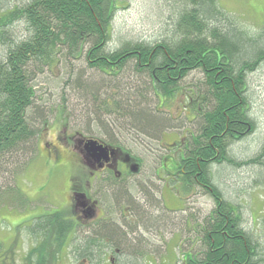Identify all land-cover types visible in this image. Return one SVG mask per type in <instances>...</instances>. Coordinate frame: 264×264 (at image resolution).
Listing matches in <instances>:
<instances>
[{
    "label": "trees",
    "instance_id": "16d2710c",
    "mask_svg": "<svg viewBox=\"0 0 264 264\" xmlns=\"http://www.w3.org/2000/svg\"><path fill=\"white\" fill-rule=\"evenodd\" d=\"M115 2L28 0L0 19L1 26H6L0 35V161H13L33 151L40 125L48 120L45 105H40L38 81L47 67L57 66L60 60L68 68L60 85L84 101L90 113L111 116L119 111L139 133L159 139L167 120L159 115L158 105L153 110L140 109L139 96L129 89L125 97L112 99V103L99 93L101 85L120 88L115 81L131 66L133 73L144 78L147 93L165 102L178 93L184 95L183 115L194 116L189 138L181 136L173 151L165 145L174 153L172 170H165L166 180L178 183L184 193L196 186L215 201L205 225L199 230L190 228L191 243L181 240L176 264H264L262 246L245 229L238 207L227 201L215 184L211 169L213 164L232 169L255 165L257 172L264 167V149L257 157L241 160L231 153V147L255 130L249 79L264 62V25L257 35L250 36L244 27L233 28L218 0H178L179 7L157 42L125 41L115 48L110 46ZM16 22L27 27L20 39L8 29ZM70 59L87 63L99 74V81L85 79V72L70 65ZM192 74H196L194 85L183 87L182 82ZM135 87L134 82L131 88ZM124 192L132 197L128 186H122L114 198ZM144 201H136L134 209L139 225L156 221L159 227L161 217L152 216L145 208L150 201L145 194ZM48 224L61 238L74 223L57 212ZM129 228V224L120 227L116 223L94 226L95 239L84 240L81 258L95 256L98 247H109L116 254L117 247L121 261L127 259L130 264L137 260L142 243L131 245L128 236L134 231L129 234Z\"/></svg>",
    "mask_w": 264,
    "mask_h": 264
},
{
    "label": "rangeland",
    "instance_id": "374dc122",
    "mask_svg": "<svg viewBox=\"0 0 264 264\" xmlns=\"http://www.w3.org/2000/svg\"><path fill=\"white\" fill-rule=\"evenodd\" d=\"M27 2L0 0V19ZM115 4L110 41V46L115 48L125 41L157 42L166 32L169 17L179 7L178 0H116ZM218 4L233 23V28L244 27L249 30L250 36L257 35L264 25V0H218ZM5 28L0 24V35ZM8 29L15 39H20L19 34L25 36L27 32L23 22L11 24ZM2 46L0 51H3ZM68 62L85 72V79L99 81V74L96 75L87 63L74 59ZM67 71L68 68L60 60L57 66L47 67L38 81L41 103L38 104L45 105L48 120L40 125V135L35 140L33 151L27 156L13 158V161H0V264H111L113 251L109 247H98L95 256L83 258L81 247L85 239L93 238L94 226L105 227L115 224L117 219H125V216L116 213L115 209L120 207L115 206L112 200L119 189L117 184L102 187L101 198L104 201L99 211L101 218L95 224L77 228L71 226L61 238L48 224L57 212L66 219L75 215L71 205H68L73 177L86 183L90 177L91 166L82 163L73 148L76 142L72 140L77 136L95 137L120 145L143 164L141 173L121 185L128 186L129 192L138 196L140 204H145V194L150 200L145 208L152 216H160L161 221L159 227L156 221L139 225L138 214L131 213L133 218L127 224L130 226L129 234L131 230L134 232L128 238L131 245L142 244L137 250L140 257L130 264H176L180 245L191 243V229L199 230L205 225L215 208L214 198L206 191L195 186L184 193L178 183L166 180L168 173L165 170H172L174 153L166 150L165 145L175 150L174 143L181 136L189 138L195 124L191 113L188 118L183 115L186 105L184 95L178 93L166 102L157 96L155 99L146 92L144 78L133 73L131 66L116 79L115 83L120 88L117 85H101L99 93L103 92V98L106 97L109 103L113 102L112 99L125 97L129 89L139 96L140 109L153 110L158 105V113L166 118L167 125L160 130L163 135L159 134V139L151 138L131 127L126 118L119 116V111L111 116L105 112L99 115L95 111L90 113L84 101L76 99L71 89L60 85V79L66 76ZM195 75L186 78L182 86H193ZM134 82L136 87L132 89ZM249 85L250 112L255 130L231 147V153L240 160L257 157L264 149V62L250 76ZM54 148L60 150L64 162H56V156L49 152ZM254 166L232 169L213 164L211 169L215 184L227 201L238 207L245 229L264 251V167H259L257 172ZM97 187L94 181L90 182L87 186L90 196L99 192H96ZM119 196L122 198L123 195ZM165 206L174 211L168 212ZM121 223L125 224V221ZM120 259L116 257L114 264H129L127 259Z\"/></svg>",
    "mask_w": 264,
    "mask_h": 264
},
{
    "label": "flooded vegetation",
    "instance_id": "af4514ba",
    "mask_svg": "<svg viewBox=\"0 0 264 264\" xmlns=\"http://www.w3.org/2000/svg\"><path fill=\"white\" fill-rule=\"evenodd\" d=\"M89 139H95L99 141V144H103L108 147V155L107 153L98 161L93 159L89 152H87L86 144ZM75 153H77V158H79L82 163H86L91 166L90 177L88 182L85 180L78 179L77 177H73L72 180V191L70 195V201L68 205L74 210L75 215L68 218L73 222L72 225L74 228L78 226L87 227L91 224H95L101 217L99 211L101 210L103 198H101L102 187H107L111 184H117L120 188L122 187L121 183H128L129 180H132L133 177L142 172L143 164L140 160L130 156V154L120 145L112 144L103 139L98 138H89V137H81V138H73ZM50 147V144H47ZM50 153L54 154L57 158L56 162L61 163L64 162V158L61 155V152L58 148H54ZM136 165L137 173L133 172V167ZM71 179V178H70ZM94 181L95 185H98L97 192L94 196H90L87 192V186H90V182ZM132 197H127L128 193H123L122 198L120 196L118 199L113 200V204L115 206H119L120 209L117 210L116 213L120 216H125V219H117L115 221L120 227H124L127 222L131 221L133 218L132 212L133 207L136 205V201H138L137 196L133 193H130ZM81 204V205H80ZM80 205V206H78ZM125 221V224H122L121 221ZM82 222V223H81ZM86 224V225H84ZM117 252H120L117 247H115V253L110 256V259L114 263L115 258L117 257Z\"/></svg>",
    "mask_w": 264,
    "mask_h": 264
},
{
    "label": "water",
    "instance_id": "95a60500",
    "mask_svg": "<svg viewBox=\"0 0 264 264\" xmlns=\"http://www.w3.org/2000/svg\"><path fill=\"white\" fill-rule=\"evenodd\" d=\"M86 149L87 152H89L90 156L93 159L96 160H100L106 153L108 155V147L103 145V144H99V141L95 140V139H89L87 141L86 144ZM138 170L136 169V165L133 167V172H137Z\"/></svg>",
    "mask_w": 264,
    "mask_h": 264
}]
</instances>
